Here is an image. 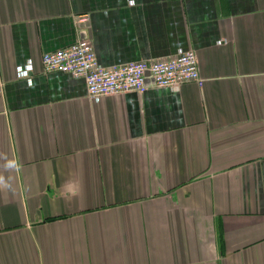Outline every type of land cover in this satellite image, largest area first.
I'll return each mask as SVG.
<instances>
[{
    "label": "crops",
    "instance_id": "1",
    "mask_svg": "<svg viewBox=\"0 0 264 264\" xmlns=\"http://www.w3.org/2000/svg\"><path fill=\"white\" fill-rule=\"evenodd\" d=\"M83 38L204 84L95 100L42 66ZM0 175V264H264V0H0Z\"/></svg>",
    "mask_w": 264,
    "mask_h": 264
},
{
    "label": "built area",
    "instance_id": "2",
    "mask_svg": "<svg viewBox=\"0 0 264 264\" xmlns=\"http://www.w3.org/2000/svg\"><path fill=\"white\" fill-rule=\"evenodd\" d=\"M90 39L78 41L42 55L45 72L62 70L76 77H83L90 97L122 92H144L150 85L146 83L147 72L154 79L152 85L179 87L187 81L204 84L205 78L199 69L198 55L194 49L180 50L173 57L164 59H141L126 63L103 65L97 58ZM34 69L29 61L18 67L19 76L28 77Z\"/></svg>",
    "mask_w": 264,
    "mask_h": 264
},
{
    "label": "clouds",
    "instance_id": "3",
    "mask_svg": "<svg viewBox=\"0 0 264 264\" xmlns=\"http://www.w3.org/2000/svg\"><path fill=\"white\" fill-rule=\"evenodd\" d=\"M6 159V158H5ZM16 162L15 161H10L6 159V163L4 165L5 169H12L14 167H16ZM0 187H3L5 189H10L11 188V184L9 183L8 180H6V178L2 175H0Z\"/></svg>",
    "mask_w": 264,
    "mask_h": 264
},
{
    "label": "water",
    "instance_id": "4",
    "mask_svg": "<svg viewBox=\"0 0 264 264\" xmlns=\"http://www.w3.org/2000/svg\"><path fill=\"white\" fill-rule=\"evenodd\" d=\"M146 83H147V85L154 83V79L149 75L148 72H147V76H146Z\"/></svg>",
    "mask_w": 264,
    "mask_h": 264
}]
</instances>
